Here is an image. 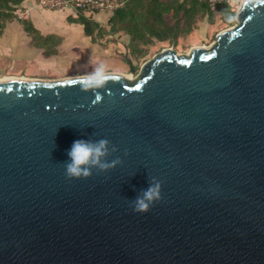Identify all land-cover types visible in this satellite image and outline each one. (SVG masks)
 Segmentation results:
<instances>
[{
    "label": "water",
    "instance_id": "95a60500",
    "mask_svg": "<svg viewBox=\"0 0 264 264\" xmlns=\"http://www.w3.org/2000/svg\"><path fill=\"white\" fill-rule=\"evenodd\" d=\"M236 19L99 87L0 79V264H264V0ZM81 138L120 161L66 177ZM151 177L160 198L133 211Z\"/></svg>",
    "mask_w": 264,
    "mask_h": 264
},
{
    "label": "crops",
    "instance_id": "0c3cea01",
    "mask_svg": "<svg viewBox=\"0 0 264 264\" xmlns=\"http://www.w3.org/2000/svg\"><path fill=\"white\" fill-rule=\"evenodd\" d=\"M38 2L24 0L20 4L29 12L24 18L38 32L35 38L16 18L5 21L1 28L0 77L56 79L71 76L65 72L79 68L80 63L92 64L97 61L120 69L126 67L116 47L106 39L111 36L106 27L109 26L108 19L112 12L97 10V16L88 15L99 24L101 33L96 35L95 30L93 35H87L82 23L69 20L76 18L72 10L66 8L43 12L38 9ZM99 14L105 15L106 23L100 21Z\"/></svg>",
    "mask_w": 264,
    "mask_h": 264
},
{
    "label": "trees",
    "instance_id": "16d2710c",
    "mask_svg": "<svg viewBox=\"0 0 264 264\" xmlns=\"http://www.w3.org/2000/svg\"><path fill=\"white\" fill-rule=\"evenodd\" d=\"M24 0H0V30L5 21L16 18L24 24L26 31L35 38L38 32L26 21L18 17L15 9ZM121 3L112 11L108 25L110 30L120 29L130 36L131 52L137 51L139 44L164 39L168 32L182 30L189 32L192 19L212 11L209 0H119ZM219 3H215L214 6ZM227 8L228 5H226ZM79 8L76 18H69L84 25L87 35H100L99 24L86 16ZM181 31V32H182Z\"/></svg>",
    "mask_w": 264,
    "mask_h": 264
},
{
    "label": "rangeland",
    "instance_id": "374dc122",
    "mask_svg": "<svg viewBox=\"0 0 264 264\" xmlns=\"http://www.w3.org/2000/svg\"><path fill=\"white\" fill-rule=\"evenodd\" d=\"M239 1L241 0H209L210 4H213V6L211 5L212 11L210 13L204 14L203 16L196 14L189 25V32L182 31L181 29L168 32L164 39L152 38V40H150V42L147 44H139L137 46L138 49L135 52H131V47H129L130 36L126 32L120 29L110 30V26H108L106 27V31L108 30L109 33H111V36H107L106 39H109L112 42L111 44L116 47V51L126 63V67L120 69L117 66L105 65L98 61L95 63L93 62L92 64L91 62H85L80 63L79 68L65 73L72 74L71 76L90 74L97 66L103 65L104 72L116 71L124 74H131V76H136L141 64L145 60L150 59L155 53L162 51L164 48H171L175 50L176 53L187 54L188 49L193 46H203L213 42L217 31H223L237 23L236 12ZM216 2L219 3L218 6L217 4L214 6ZM226 5H228L229 8H227ZM37 7L43 12L53 11L52 9L40 4V2H38ZM69 9L72 10L73 14H77L73 8L70 7ZM82 11L86 16H97L98 14L96 12L97 10L90 11L83 9ZM15 13L16 15H22V18L29 14V12H27L25 8L21 7L20 5L16 7ZM100 16V21L102 23H106L107 20L105 15L102 14ZM104 39L105 38L102 40ZM125 55L131 59V65L127 63ZM131 66L132 71L130 70ZM29 70L30 69H27V71Z\"/></svg>",
    "mask_w": 264,
    "mask_h": 264
},
{
    "label": "clouds",
    "instance_id": "9594fccd",
    "mask_svg": "<svg viewBox=\"0 0 264 264\" xmlns=\"http://www.w3.org/2000/svg\"><path fill=\"white\" fill-rule=\"evenodd\" d=\"M81 80L85 87L101 86L105 80L103 65L97 66L92 73L81 77ZM114 151H116L115 146H110L106 138L74 140L67 150L68 159L64 162L66 177H87L91 174L93 167L99 170L109 169L120 161V157L106 159ZM148 181V186L140 189L135 198L129 201L133 211H146L160 198V181L155 177H151Z\"/></svg>",
    "mask_w": 264,
    "mask_h": 264
},
{
    "label": "built area",
    "instance_id": "2783aa9c",
    "mask_svg": "<svg viewBox=\"0 0 264 264\" xmlns=\"http://www.w3.org/2000/svg\"><path fill=\"white\" fill-rule=\"evenodd\" d=\"M39 2L52 10H62L71 7L76 12L79 8L90 11L103 10L112 12L121 3L119 0H39ZM211 5L213 6L212 3ZM17 16L21 17L22 15Z\"/></svg>",
    "mask_w": 264,
    "mask_h": 264
},
{
    "label": "bare ground",
    "instance_id": "6f19581e",
    "mask_svg": "<svg viewBox=\"0 0 264 264\" xmlns=\"http://www.w3.org/2000/svg\"><path fill=\"white\" fill-rule=\"evenodd\" d=\"M124 76H131V74H124L122 73ZM16 77V76H15ZM14 76H3V77H0V79H12V78H15Z\"/></svg>",
    "mask_w": 264,
    "mask_h": 264
}]
</instances>
